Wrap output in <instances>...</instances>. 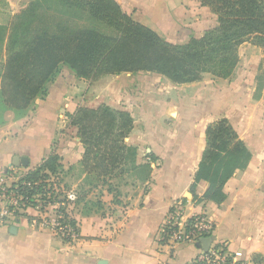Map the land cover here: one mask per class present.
Returning a JSON list of instances; mask_svg holds the SVG:
<instances>
[{
  "label": "crops",
  "instance_id": "crops-1",
  "mask_svg": "<svg viewBox=\"0 0 264 264\" xmlns=\"http://www.w3.org/2000/svg\"><path fill=\"white\" fill-rule=\"evenodd\" d=\"M33 1L7 0V7L16 15ZM115 1L134 21L174 45H186L218 26L217 15L198 0ZM239 57L231 79L206 74L183 85L147 72L88 81L62 66L47 96L37 98L25 115L6 112L0 126V176L16 158L29 160L27 168L20 166L29 172L56 152L65 183L75 186V172L87 179L80 164L85 147L67 116L103 105L132 116L134 127L125 143L137 150L136 166L149 164L152 172L144 195L114 201L99 188V201L76 204L74 244L57 239L39 222L44 216L53 219L52 210L28 209L0 220V264H188L198 255L195 244H179L173 252L158 245L171 207L183 199L186 219L203 211L208 215L215 243L225 244L238 261L264 264V48L244 43ZM220 119L230 122L252 158L225 184L221 205H194L191 186L206 148V130ZM208 188L200 181L195 194L203 198Z\"/></svg>",
  "mask_w": 264,
  "mask_h": 264
},
{
  "label": "trees",
  "instance_id": "trees-1",
  "mask_svg": "<svg viewBox=\"0 0 264 264\" xmlns=\"http://www.w3.org/2000/svg\"><path fill=\"white\" fill-rule=\"evenodd\" d=\"M198 1L217 15L218 26L186 45L165 41L134 21L115 0L33 1L18 17L36 19L37 12L45 9L57 21L40 28L32 26L30 36L9 52L0 74V126L6 112L23 116L37 98H45L48 85L62 66L88 81L138 72L156 73L179 85L199 82L206 74L231 79L240 62L241 45L249 42L264 48V0ZM26 23L24 20L20 28ZM67 117L85 147L80 164L88 178L104 180L131 165L135 171L147 170L145 182L149 181L151 165L136 166L137 150L125 143L134 127L129 113L103 105L95 109L81 107ZM251 158L227 119L210 124L206 148L191 186L193 201L221 205L226 199L225 184L237 170L246 169ZM61 173L60 156L53 152L40 166L26 173L20 191L43 194V186L35 184L49 174ZM200 181L209 184L203 198L195 194ZM106 190L113 193L110 188ZM85 199L79 196L77 204ZM180 202L185 204L187 200ZM253 262L263 264L258 259Z\"/></svg>",
  "mask_w": 264,
  "mask_h": 264
},
{
  "label": "built area",
  "instance_id": "built-area-1",
  "mask_svg": "<svg viewBox=\"0 0 264 264\" xmlns=\"http://www.w3.org/2000/svg\"><path fill=\"white\" fill-rule=\"evenodd\" d=\"M26 173L28 172L12 164L6 173L0 176V201L5 197L10 201L8 210H0V220L28 209H34L41 214L52 210L53 219L44 216L39 222L48 226L57 239L74 244L78 239V223L72 215V210L78 202V193L73 189H66L60 175L49 174L47 179L35 184L43 186V194H23L20 186L25 185L22 179ZM27 185L31 186V183ZM193 203L203 204L195 200ZM184 208L185 204L180 201L171 207L165 223L159 230L160 248L167 247L173 252L179 244L191 243L200 246L201 240L210 238L212 242L208 251L205 252L199 247L198 255L188 264H248L238 261L225 244L213 241L215 226L204 211L186 219Z\"/></svg>",
  "mask_w": 264,
  "mask_h": 264
},
{
  "label": "rangeland",
  "instance_id": "rangeland-1",
  "mask_svg": "<svg viewBox=\"0 0 264 264\" xmlns=\"http://www.w3.org/2000/svg\"><path fill=\"white\" fill-rule=\"evenodd\" d=\"M7 6V0H0V74L2 73L3 65L9 52L20 47L30 36L32 26L33 28H40L46 25H53L57 21L53 13L48 14L45 12V9L39 10L37 12V18L34 19V17L31 18L29 16L18 17L20 14L13 15L9 12ZM24 20H27V23L24 28H20L19 25ZM32 21L34 23L33 25L31 24ZM30 25V29H27ZM78 174L79 172H75L71 178V183L75 184V186H70L63 179L61 181L66 189L75 190L79 196L82 198L84 196L88 201H99L103 196L99 188H104L105 190L110 188L113 192L112 195L115 197L114 201H129L130 198H135V196L144 195L148 192V187L145 185L148 171L144 169L135 171L131 165L124 166L111 177L104 180L96 178L83 179ZM9 207V198H2L0 201V210H8Z\"/></svg>",
  "mask_w": 264,
  "mask_h": 264
},
{
  "label": "water",
  "instance_id": "water-1",
  "mask_svg": "<svg viewBox=\"0 0 264 264\" xmlns=\"http://www.w3.org/2000/svg\"><path fill=\"white\" fill-rule=\"evenodd\" d=\"M13 165L18 166V167L22 166L24 168H27L29 166V160L27 158H23V157L22 158H16ZM187 198L191 199L192 195L189 193L187 195ZM211 242H212V239H210V238L203 239V240H201V245L198 247L202 248L203 251L207 252L209 247H210Z\"/></svg>",
  "mask_w": 264,
  "mask_h": 264
}]
</instances>
